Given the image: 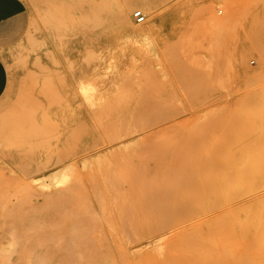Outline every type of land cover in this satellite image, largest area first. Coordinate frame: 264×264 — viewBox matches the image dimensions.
Returning <instances> with one entry per match:
<instances>
[{
    "label": "rangeland",
    "instance_id": "obj_1",
    "mask_svg": "<svg viewBox=\"0 0 264 264\" xmlns=\"http://www.w3.org/2000/svg\"><path fill=\"white\" fill-rule=\"evenodd\" d=\"M23 1L28 29L0 55V264H246L228 248L225 194L264 155V95L248 97L264 81V0H157L170 6L158 34L119 43L107 25L71 90L55 74L78 0ZM118 48L122 75L93 70L92 54Z\"/></svg>",
    "mask_w": 264,
    "mask_h": 264
},
{
    "label": "bare ground",
    "instance_id": "obj_2",
    "mask_svg": "<svg viewBox=\"0 0 264 264\" xmlns=\"http://www.w3.org/2000/svg\"><path fill=\"white\" fill-rule=\"evenodd\" d=\"M45 1L46 0H40L39 2L40 7L43 9V3ZM73 8L71 20L67 28L64 27L65 35H62V37H64V49L63 52H61L62 62L58 64L56 74L55 72L53 73L56 76L59 75V79H62L64 83H60V80L57 83H63L67 90H71L69 83L70 78L74 79L77 75L83 74L89 69L88 67L87 69L78 65L82 46L85 44L95 46L101 42L106 45L107 25L113 23L119 27L121 33L114 39L119 41V43H138V41H143L158 34L163 24L164 13L170 9V6L166 3L160 4L157 0H111L110 5L103 0H78L76 6ZM77 10H80V13H77ZM136 11H141L144 15V21L141 24L132 22V14ZM192 30L193 32H189L182 42V46L187 50L185 56L190 61L195 58L192 50L201 45L196 36L198 31L194 32V29ZM59 34H64V32ZM59 38L61 39V37L58 36V40ZM59 41L61 43V40ZM21 48L22 46L20 45V49ZM59 48L61 47L59 46ZM118 49L116 54L110 58L106 51H98L94 55L92 54L89 58V64H91V66L93 65L94 71L98 68L99 70L103 68L110 73H108L109 75H122L123 73H120L119 69L113 66L116 62L115 59L120 53V48ZM247 50L255 51L252 46L248 47ZM144 53L152 54L149 49ZM0 55L7 58L4 50H0ZM21 57L22 55L20 57L18 56V58ZM54 62L55 64L57 63L56 61H53V63ZM61 63L64 65V70ZM89 64L87 66H89ZM253 80L254 81H249L248 86L252 88L249 91L250 93L248 92V97L250 95H264V81L259 80V72L254 76ZM1 123L3 122L1 121L0 124ZM156 132V130H153L137 136L131 135L126 140H122L121 143L118 144V147H122L124 142L134 139L135 137L138 139L150 138L155 135ZM259 152H264V145H259ZM242 168H244V171ZM242 168L241 170L243 172L240 171L235 174L225 194V198L230 201L224 213V219L227 223L226 225H228L227 231L231 234H235L237 238L234 242H228V248L231 250L241 248L243 255H247L248 258V260H245L246 264H264V155H259V158H246L243 161ZM237 194L241 196L239 197V201H231L234 199L232 195ZM223 222L224 220L222 223ZM218 223V221L215 222V224Z\"/></svg>",
    "mask_w": 264,
    "mask_h": 264
},
{
    "label": "crops",
    "instance_id": "obj_3",
    "mask_svg": "<svg viewBox=\"0 0 264 264\" xmlns=\"http://www.w3.org/2000/svg\"><path fill=\"white\" fill-rule=\"evenodd\" d=\"M29 26V11L23 0H0V50L17 44ZM8 85V70L0 56V98Z\"/></svg>",
    "mask_w": 264,
    "mask_h": 264
},
{
    "label": "built area",
    "instance_id": "obj_4",
    "mask_svg": "<svg viewBox=\"0 0 264 264\" xmlns=\"http://www.w3.org/2000/svg\"><path fill=\"white\" fill-rule=\"evenodd\" d=\"M135 19H137L138 22H143L144 21V15L141 11H136L134 13Z\"/></svg>",
    "mask_w": 264,
    "mask_h": 264
}]
</instances>
